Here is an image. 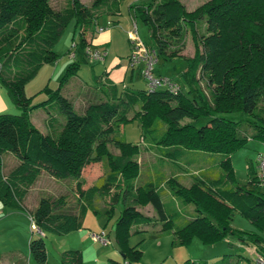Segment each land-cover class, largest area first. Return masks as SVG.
<instances>
[{
	"label": "trees",
	"instance_id": "16d2710c",
	"mask_svg": "<svg viewBox=\"0 0 264 264\" xmlns=\"http://www.w3.org/2000/svg\"><path fill=\"white\" fill-rule=\"evenodd\" d=\"M119 6V0H94L89 7L80 0H70L68 8L55 11L50 0H0V83L19 112L0 114V203L11 209L21 208L27 190L42 172L58 180H76L81 200L79 214L72 215L54 212L61 199L56 203L40 199L31 216V226L41 235L29 241V254L37 264H44L42 233L61 236L80 229V219L88 209L98 213L94 202L101 196L108 204L102 211L107 216L119 201L122 203L114 238L124 257L123 264H138L141 258V251L128 244L131 230L155 220L161 222V231L173 230L174 246L187 247L194 239L203 245H215L230 235L247 242L264 257L263 240L258 234L231 227L233 216L238 214L264 232V194L259 191V178L250 169L248 182L239 186L231 162L232 154L246 147L249 139L264 144V0H208L193 11H187L179 0H152L143 7L130 5L133 18L137 15L154 39L157 57L182 58L178 49L167 56L165 50L172 40L176 44L186 31L191 33L194 54L182 58L185 68L180 74L185 92L179 87L176 94L165 88L119 93L114 86H107L103 94L108 95V101L91 104L78 114L61 94L62 87L80 68V63H73L67 67L59 87L53 90L46 86L42 92L48 98L30 106L25 86L43 65L56 60L53 48L64 28L74 20L75 28L80 30L79 47H91L92 42L85 38L87 32L93 39L102 28L97 27L98 20L117 14ZM199 21L205 25L202 36L197 33ZM48 102L57 104L64 122L57 124L59 131L44 134L33 126L30 115L41 106L46 109ZM236 112L248 119L231 121L220 116ZM51 118L48 122L52 126L55 117ZM202 118L207 119L205 124L194 125ZM134 119L139 122L142 136L154 132L157 120L166 125L156 144L166 148L162 156L169 162L177 163L186 151L225 157L219 162L223 180L211 178L206 172L192 177L189 186L175 177L166 180L173 194L199 214L182 227L174 228V214L165 211L163 191L152 182L134 183L140 171L136 159L139 147L117 137ZM243 123L251 131L250 136L240 134ZM109 145L118 154H112ZM5 153L18 160L8 173L4 172ZM102 162L109 172L97 184L82 190V172ZM217 182L230 187H221ZM148 205L157 219L137 210ZM81 257L77 250L64 252L60 264H83ZM182 264L195 263L187 260Z\"/></svg>",
	"mask_w": 264,
	"mask_h": 264
},
{
	"label": "rangeland",
	"instance_id": "374dc122",
	"mask_svg": "<svg viewBox=\"0 0 264 264\" xmlns=\"http://www.w3.org/2000/svg\"><path fill=\"white\" fill-rule=\"evenodd\" d=\"M93 1L80 0L81 4L87 7ZM151 1L121 0L120 14L114 18L118 23L116 27L109 28L106 31L110 34V44L105 46L100 40V35L103 32L98 31L93 38L94 43L89 47L92 52L97 51L104 55L102 61L88 58L85 49L79 47L80 30L75 28L74 20L71 21L62 31L58 42L53 48L56 60L43 65L37 75L25 86L24 92L26 98L30 100V106L44 102L48 97L42 90L46 86L56 90L67 67L73 63H80V68L77 75L62 87L61 94L69 100L78 114L84 113L81 108L86 102H88L87 104H95L109 100L108 95L103 94L107 90L104 82L106 78L110 80L119 93L124 90H147L148 82L141 74L142 65L133 70L128 66L126 57L130 52L129 42L131 41L130 32L133 28V21L136 22V34L141 42L147 48L156 47L154 39L149 36L147 27L137 15L133 18L130 9L132 4L143 7ZM207 1L179 0L187 11H193ZM69 4L70 0H50V5L55 11H63L68 8ZM197 33L200 36L205 34L203 21H199ZM172 42L165 50L166 56L176 49H178V55L182 58L193 56L194 43L189 31H186L182 39L176 44ZM177 44L178 46H176ZM182 58L166 60L163 56L156 57L157 60L152 67L153 76H165L185 92L180 77L185 68ZM123 73L125 74L123 75ZM79 83L84 88L83 93L81 92L77 96L80 92ZM95 97H97L96 100ZM13 110L7 113H19L15 106ZM136 110L135 107L130 113V117L133 116ZM5 113L6 111H4ZM220 116L231 121L248 119V116L241 112L221 114ZM51 117H55V119L52 122V128H48V118ZM206 121V118H202L194 122V125L199 127L205 124ZM31 122L39 131L51 134L58 127V123L63 124L64 116L60 113L55 102H48L46 109L41 106L32 111ZM60 129L61 127L57 128L56 131ZM154 129L153 133L142 136L139 122L134 119L117 133V137L122 142L139 147V154L136 159L140 164V171L134 183L141 185L152 182L160 191H163L162 201L165 211L174 214V228L182 227L188 220L199 216V214L194 211L191 204L182 202L179 197L173 194L166 185V180L175 177L180 181V176L186 170H188L186 174L188 179L187 181H181L185 186L191 184V179L198 176L197 172L199 171L206 172L211 178L223 180L224 173L219 166V162L225 157L222 154L186 151L185 156L177 163L161 161L166 148L156 144V142L165 131L166 125L157 120ZM240 134L251 135V131L246 128L244 123L240 127ZM109 149L112 154H118V151L111 145H109ZM260 155H264V144L254 139H249L246 147L232 154L231 162L234 168L235 180L239 186H244L248 182L250 169L258 174V157ZM3 164L4 172L8 173L17 166L18 160L12 154L5 153L3 154ZM187 167L189 168L187 169ZM108 172L109 169L105 162L92 165L91 168L85 170L84 182L88 187L93 186L97 184L98 179ZM218 183L221 187H230L228 183L223 185L220 182ZM259 191L264 194L263 183L259 187ZM79 197L76 180L73 178L58 180L46 172H42L27 190L21 208L11 209L0 203V264H37L29 254L28 243L31 239L39 237V234L41 235L34 226H31V216L40 199L47 198L51 203H56L61 199L62 203L54 210L55 213L78 215L81 204ZM94 206L98 213L88 209L80 219V229L61 236L42 233L46 250V262L44 264H60L64 252L76 250L80 251L83 264H101L110 263V261L123 264L124 257L118 251L114 238V226L119 212L122 210V203L119 201L114 206V211L110 216L102 212L108 206L105 198L97 196ZM137 210L146 217L157 219L156 213L150 205L137 207ZM231 227L236 231L258 234L263 240L261 246L264 248V232L258 231L247 219L235 214ZM102 232L105 234L107 245L94 243L90 238V234H101ZM131 232L129 246H136L141 251L138 264H182L187 260L195 264H249L255 254L252 250L253 247L248 245L247 242H241L236 236L230 235L215 245H203L198 239H194L187 247L174 246L173 230L161 231V222L158 220L148 226H142L139 229L134 228Z\"/></svg>",
	"mask_w": 264,
	"mask_h": 264
},
{
	"label": "built area",
	"instance_id": "2783aa9c",
	"mask_svg": "<svg viewBox=\"0 0 264 264\" xmlns=\"http://www.w3.org/2000/svg\"><path fill=\"white\" fill-rule=\"evenodd\" d=\"M103 31L102 28L99 29V32ZM131 37V54L128 58L129 66L131 68H137L142 65V76L148 82V90L153 91L156 89L165 88L172 94H176L179 91V86L175 84L173 81L166 77H155L152 74L153 64L156 62V53L154 50L147 48L141 40L137 37L136 34V26H133V29L130 32ZM136 37V38H133ZM85 54L90 59H95L98 61H102L104 59V55L95 51L92 52L89 47L85 48ZM73 56V55H72ZM258 178L260 183L264 184V155H260L258 157ZM90 238L94 243H100L102 245H107V240L104 232L101 234H90ZM254 257L250 261V264H264V257L256 252L254 248H252Z\"/></svg>",
	"mask_w": 264,
	"mask_h": 264
},
{
	"label": "crops",
	"instance_id": "0c3cea01",
	"mask_svg": "<svg viewBox=\"0 0 264 264\" xmlns=\"http://www.w3.org/2000/svg\"><path fill=\"white\" fill-rule=\"evenodd\" d=\"M120 1V3H121V0H119ZM131 12V11H130ZM129 12V13H130ZM120 14V6H119V9H118V13L117 14H114L113 16H110V17H108V18H101L100 20H98V25H97V27H102V29H103V33L100 35V40L105 44V46L106 45H109L110 44V38H109V33H106V31H108L109 30V28H114V27H116V24L118 23L117 22V20H114V18H116L118 15ZM132 21V20H131ZM133 24H132V26H136V28H137V25H136V22L135 21H133L132 22ZM131 24V23H130ZM133 29V28H132ZM92 35H91V32H87V34L85 35V38H86V41L87 42H92V43H94V39H91L92 37H91ZM149 48H151L152 50H154V47H149ZM129 50H130V52L128 53V55H127V57H126V61H127V64H128V66H129V62H128V58H129V56H130V54H131V44H130V42H129ZM108 56V55H107ZM137 68H139V67H137ZM133 70H134V68H132ZM125 73H123V75H124ZM155 77H165V76H160V75H158V76H155ZM167 78V77H166ZM104 82H105V85L106 86H114V85H112V83L110 82V80H108V78H106L105 80H104ZM115 87V86H114ZM78 88L80 89V92L77 94V96H79L80 94H81V92H82V90H83V86L79 83V85H78ZM83 93V92H82ZM62 96H63V94H62ZM64 97V96H63ZM65 98V97H64ZM96 98L97 97H95V100H96ZM67 99V98H66ZM68 100V99H67ZM69 101V100H68ZM88 102H86V104H83V108H81V109H83V111H85V109L89 106V105H91V104H87ZM14 106H15V104L13 103V100H12V98H11V96H10V94H9V92H8V90L5 88V87H3V86H1L0 85V114H4V111H6V113L9 111H14L13 110V108H14ZM16 107V106H15ZM17 108V107H16ZM74 108V107H73ZM18 110V109H17ZM5 113V114H6ZM8 114V113H7ZM30 119H31V115H30ZM52 124V123H51ZM47 126H48V128H52V126L51 125H49V122L47 123ZM58 128V127H57ZM57 128H55V129H57ZM43 133V132H42ZM45 134V133H44ZM161 158V157H160ZM161 161H167L166 159H164V157H162L161 158ZM92 166V165H91ZM91 166H89V167H87L88 169L89 168H91ZM86 168V169H87ZM189 167H187V169H188ZM85 169V170H86ZM85 170L82 172V177H81V181H82V184H83V186H82V190H85V189H87L88 188V185L87 184H85V182H84V173H85ZM188 170H186L185 171V173H182V175L180 176V183H182L181 181H183V180H185V181H187V176H186V174L188 173L187 172ZM201 173H204L203 171H199V172H197V174L198 175H200ZM90 187V186H89ZM72 215H75V214H72ZM249 263H250V261H249Z\"/></svg>",
	"mask_w": 264,
	"mask_h": 264
}]
</instances>
